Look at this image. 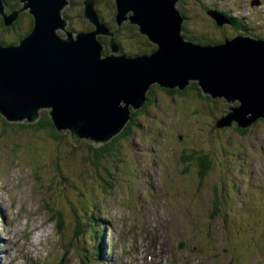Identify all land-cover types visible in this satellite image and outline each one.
<instances>
[{"label": "rangeland", "instance_id": "374dc122", "mask_svg": "<svg viewBox=\"0 0 264 264\" xmlns=\"http://www.w3.org/2000/svg\"><path fill=\"white\" fill-rule=\"evenodd\" d=\"M82 1L83 0H69V4H67L66 7L63 9L62 15L65 18H68V20H65L67 21L64 27L65 31L68 30L70 32L78 33L81 31L93 30V26H91V24L87 20H85L84 17H80L82 15V11L84 10V5L82 4ZM97 1L98 2L96 9L98 11V14H100V12L104 13L102 17L100 14V17L105 21V23L108 24V27L110 26L112 28H115L112 29L113 33H115V37L119 41L121 39V41H123V44H126V48L123 49L125 52L124 54L135 52H150L157 45V43L153 44V42L155 41H153L149 36L142 34L140 32V29L136 25L131 23V21L123 24L121 27L118 26L119 28H121V31L117 32V29L119 28L115 23L116 12L114 6L112 5L114 4V0ZM210 1L212 3L214 1L215 2L213 4H210ZM251 1L253 2L256 0H250V3ZM18 2L19 0H13L10 2V5H15L16 7V4H18ZM216 3H218L219 6L222 7L221 9H224V11L230 12L234 10L233 12H231L233 14L238 13L239 11H243L244 13L248 14L249 21L252 22V26L254 29L257 26L261 25V14H263L264 18V9L258 8L259 5H254L253 7H250L248 5L249 0H202V2L201 0H181L177 7H179L180 10H183L182 12L185 17H188V15L191 17L185 22L184 34L186 33L185 29H188L190 35H193L194 37H202V39H205L206 42L209 41V43H218L222 42L226 38H232V36L235 35L237 31H235L234 28L231 27L224 28V26H216L214 20L210 18L209 14L206 12V10H208L206 7H209L212 10L217 9ZM19 4L21 5L23 4V2H19ZM79 4L82 5L83 10L82 7L80 9ZM7 11L8 10L6 9L5 12ZM22 13L24 14L23 19L19 22V26L15 30L16 35L9 34L10 37H8L4 34L2 29H0V38H8L7 41H14L16 42L15 44L19 43L17 36H22L25 26L30 24L31 27V24L34 25L33 18H28L27 16H25L27 12L24 13L23 11ZM257 30H260V32H257ZM94 33H97L96 39L99 38L102 42H112L113 38L108 32H105L104 30L99 31L95 29ZM251 33L257 35L258 37H264V23L258 29L253 30ZM109 52H111L109 55L113 53L112 51H108V53ZM114 54L116 56L121 55L120 52ZM151 90H154V92L158 91V93L154 95L155 104L147 108L145 113L133 118L135 119L133 123L129 122L128 125H126L124 130L126 128H131L132 135L130 137L116 142V149L120 150V152L122 153V155L120 156V161H123L122 169L132 172V169L130 167V165H132L136 173L138 174L137 178L135 179V181H137L138 183L137 192L142 190V188L147 184L148 179H146V173L148 174L150 170L158 169L162 161L161 154H159L158 151H153L155 148L154 144L148 143L147 146H143V144H145L144 141L146 137L152 132L151 127L149 125L151 124L152 126H154L155 124H159V128L163 127V130L165 128L168 130V134L165 136L164 140L170 141V150L167 152V154H170L169 166L172 167L173 170H175L176 172L179 171L182 166H175V160L179 159L182 161V153L185 152L184 148L194 145V142H196V145L193 146L194 148L205 150L208 153H213V150H220L222 152L220 158L227 160L229 158L230 162L233 159L238 158V160L233 163L232 169L228 172L233 175L226 174L227 178L222 181V184L218 180L220 174L216 169H213V171H211L209 175L204 178L202 183H200L201 185H199L200 176L196 172L197 169L195 167H187L184 175L181 174L180 177L183 183L187 181L189 185L194 188V198L198 203H200L201 201L205 205L211 204L213 207V201L215 199L213 192L214 187L217 186V184L219 185L218 189H221V186L229 187L228 195H232L234 201L227 197L228 195L224 196V210L222 213L219 212L218 214H216L217 216L214 218V227L217 232H223L226 223L229 220L230 225L242 223L241 227L244 228H246L249 224L254 223H256L259 227L264 226V222L259 220V218L262 217L254 216L250 218L249 215L245 214V212L241 210L244 209L241 208V206L245 202L251 203L255 197L256 191L254 188V183L257 181L255 179V168L257 167V165H263L264 163V119L259 118L254 124L247 126V128L250 129V133L246 136H241V134L236 133L234 129L227 130L229 126L218 128L224 129L221 131L222 139L217 140V131H207V128L202 129L200 125H195L197 124L196 120L198 121L199 119L202 121L204 120L203 118L196 116L197 119L191 121V119L194 118L191 114L193 113V106L190 103L191 100H194L197 106H201V103L207 105L209 103H212L213 101L212 98H209L210 96L207 97L204 93H202V95L207 98H200L198 96H195L198 94H196L194 90L190 89L187 90L188 92L186 91L185 95L182 97V101H179V106H177L178 101L173 102V99L166 95L165 91H156L154 85L151 87ZM160 100L161 102L159 103ZM216 100L220 103L218 110H216L217 113H219L220 107L223 108L224 111H228L229 114L232 113V110L228 108H230V106L232 108L233 104L228 103L224 98H217ZM181 114L183 115V120H180L178 117H181ZM42 117L43 116L41 115L39 120ZM188 119L192 123H189ZM209 121H212V119L210 118ZM4 123L8 125L7 128L5 127ZM37 123L38 122H35L34 124ZM232 123L236 124L235 121H231L230 125ZM27 124H30L31 126H28ZM34 124H31L30 122H12L9 121L2 114H0V184L6 185L5 187L0 188V191H3L4 189H9L11 187L14 189L13 191L15 192V198H12L14 202H16L17 204L23 202L28 207L34 206L38 209L36 219L37 221L35 222L36 224H33L28 229V231L34 233L37 230L36 226H41L42 229L49 234L50 239L57 238L58 241V239L62 238L66 240L68 243V247H66V251L63 254V263L64 259H67L70 264H93V261H91V253L94 256L96 254H99V256H95L99 264H142L143 262L145 263L149 259L151 251H153L150 249V247L155 242V240L152 238L153 236L147 238V235H149V230L152 228V226L160 221L159 212L155 207L150 210L147 217H137L138 219H136L135 221L130 219L129 213H123L122 210H118L122 234L121 240H119L118 237H115L114 242L118 244L119 241H121V247L123 248V252L119 255L113 253L109 257H106V255L102 257V255L98 252V249H96L97 247L100 248V244L102 243L101 240L103 238L102 235L105 230L106 232H108L109 228L105 225H101L99 222L93 221L94 219H92V217L96 218V216H94L93 213L89 212L88 210V208L91 207V205H88L90 203L89 199L83 200L81 202V206L76 209L80 212L78 215V218L80 220H77L76 222L64 221L65 224H63V226L58 225L63 221L59 216H57L56 214L54 215V213H51L50 211H46V204H44V200L47 198V195L52 192L51 184L48 182L51 180H57V182H59L62 178L61 175H63L64 177L67 176L66 172L63 173L65 166H61L58 160L61 155L60 150H63L65 152L69 150V152L67 153H72L74 150L72 146L81 145L80 148L82 150H85L87 153L93 154V151H91V149L85 142L82 143L83 141L80 142L78 145H75L70 141L73 145H71L70 142L68 145V139L61 133L57 132L59 137L62 136L64 139L59 140L58 138H55L51 135V129L37 128L36 126H34ZM179 124L181 125V127L176 129L177 125ZM177 132L181 134V136L177 135ZM153 136L156 139L161 140V137L164 136V132L158 131V133L153 134ZM179 138L181 139V141L179 140ZM234 140L240 142L241 146L243 147V150L237 149L239 151V154L236 152L235 146L233 147L231 143L227 146L229 141L231 142ZM192 141L193 143H191ZM141 147L143 148L141 151H139ZM227 149H230L231 154L227 151ZM75 154L76 155H72L71 157H69L70 164L66 167V170L70 173H73L72 164L79 161L78 154L81 155L80 151L78 150H76ZM228 154H230V157H227ZM108 157L112 158L109 153H106L104 155V158H101L99 161L107 159ZM114 160L109 159V162L105 163L104 165L110 166V170H117V173L114 175L113 178L115 181V191L123 196L125 194V191L123 189L121 190V187H117V174L120 169L117 167L118 163ZM247 161H250L251 164H248ZM241 162L243 167L246 169V172L247 170H249L248 174H244L245 176H243L242 174L240 175L236 169ZM140 163L142 164L141 166ZM242 165L240 164V167ZM86 166L87 164H83V167ZM102 166L103 165L100 163L99 167L100 171H102L100 177L101 180L99 178V175L94 172H98L99 169L95 165L90 167L89 170H92L93 175L90 178H84V188L87 192H90V200L93 203L98 201L96 205L103 204L101 202H103L104 200L105 202L108 201L109 205L111 206L114 205L115 202H119L120 196H114L110 189H108L109 187H106L104 182H101L102 179L105 180V170L102 168ZM57 168L59 169L57 170ZM185 177H187V179ZM155 179H157V177ZM118 181L120 184H122L119 179ZM74 182V177L70 175L66 192H64L63 195L59 196L60 203L64 204L70 217L72 215V210L69 206L70 200H77L80 198L78 194L72 192L75 185H73ZM166 186L176 191L173 185H169L166 183ZM59 194L60 192H58V195ZM223 195L224 194L221 193V199ZM103 196H105L104 199L99 200V198H102ZM50 203L52 204L53 202ZM228 204L232 206H229ZM8 205H11V212L14 214L12 204L8 202ZM71 206L76 207L77 203L75 206ZM82 206L84 209H82ZM92 210L96 211L94 209ZM188 210H190L189 206ZM159 211L167 218H174L175 223L177 224H181L180 219L184 220L185 222L188 221L187 216H181L185 214L182 213L181 206L174 203L172 199H169L167 197H164L163 203L161 204ZM131 213L133 214V216L136 215V213L133 211H131ZM20 215L22 216V212H20ZM88 218L89 222H87ZM82 222L84 223L83 226H87L86 232L90 230V233L91 231H93L95 234L94 238L96 241V248H91V245L89 243L88 252H86L85 247L81 250L82 243L85 237L82 233L83 229H81L80 231L78 230V228L79 223L80 225H82ZM104 222L109 225V222L105 217ZM3 223L5 222L3 221ZM183 225L185 226V223ZM237 229L239 230L240 227H238ZM114 230L116 232L117 229L114 227ZM132 239H137L138 244L136 246L132 245ZM228 240H230L229 237ZM163 244L164 243H161V239H158V245L155 247V251L158 252V254L155 259H164L168 261L170 255L172 253H175V250L178 247V243L176 239H174L171 242L170 247ZM199 245L200 243L198 242L197 246ZM2 246H5V244L3 240L2 225H0V247ZM193 248L194 245L191 244L189 246L188 251L184 252V254L186 256H190L192 254ZM0 255L1 258H4V254L1 250ZM204 255L209 259L212 258L214 261H218V259L214 257V252L211 253V256L208 253ZM241 255H243L242 251ZM259 255H264V253ZM259 255H256L257 258H260ZM223 258L229 260V258H227L226 256ZM262 259L264 258L262 257ZM177 261H179V258H177ZM0 264H5V262L2 263L1 259ZM53 264H57V262H54Z\"/></svg>", "mask_w": 264, "mask_h": 264}, {"label": "water", "instance_id": "95a60500", "mask_svg": "<svg viewBox=\"0 0 264 264\" xmlns=\"http://www.w3.org/2000/svg\"><path fill=\"white\" fill-rule=\"evenodd\" d=\"M117 1L127 19L157 43L148 55L116 56L119 47L112 41L113 53L103 56L97 33L65 31L61 12L68 0H19L21 8L7 12L0 0L6 26L26 8L35 16L27 38L11 46L0 44V113L9 121L28 123L47 109L55 128L72 143L101 145L124 130L154 84L183 90L196 81L205 95L241 104L228 108L232 113L220 119L218 128L231 121L247 128L264 119V42L237 38L199 47L180 38L178 0ZM94 7L85 0V17L101 30L99 21L92 20ZM124 14L117 15L119 25ZM25 206L13 205L17 222Z\"/></svg>", "mask_w": 264, "mask_h": 264}, {"label": "trees", "instance_id": "16d2710c", "mask_svg": "<svg viewBox=\"0 0 264 264\" xmlns=\"http://www.w3.org/2000/svg\"><path fill=\"white\" fill-rule=\"evenodd\" d=\"M5 2V4L7 5H10V2L13 1V0H3ZM17 2V1H16ZM202 2V0H201ZM16 8L17 9H20L21 8V5L19 4H16ZM115 8V12H116V5H115V1H114V4H112ZM80 6V9L82 7L81 4H79ZM208 10H212L210 9L209 7H206ZM82 10H83V7H82ZM99 10V9H98ZM219 14L223 15L225 18H227L229 21H230V27H234L235 30H237V33H241L242 35H249L251 37H256V38H259L257 37L255 34H252L251 32L253 31V29H251L249 26H243L242 24V21H240V19L238 17H233L231 14H229L230 12L226 11V13L224 12H218ZM101 14V17L104 15L103 12H100ZM188 15V14H187ZM80 17H83V11H82V15ZM186 21L188 19H190L191 17L188 15V17L186 16ZM3 20V18H2ZM19 26V23L17 22L16 24H14V26H6L5 23H4V20H3V23H2V28L0 27V29H2V31L4 32V34L8 37H10L9 34H15L16 35V28ZM184 26H185V23H184ZM184 26H183V29H184ZM33 30V27H31V29H29L27 32H25L24 34H22V36H17V39L20 40V37H24L26 35H29ZM186 31V36L189 40H194L197 44H205L206 43L208 44V42L205 41V39H202V37H194L193 35H190V32L188 31V29H185ZM257 32H260V30H257ZM261 38H264V37H260L259 39ZM7 39H2L0 38V44L1 45H11V44H14L16 42H11L10 40L7 41ZM104 41V40H103ZM106 42V41H104ZM106 45V43H104ZM120 44H121V47L123 49L126 48V44H123V41H121L120 39ZM218 44L217 42H210L209 45H216ZM196 85H195V84ZM190 82L186 87H184L183 90H181L180 88H174V89H169V88H164L162 87L161 85L159 84H154L155 86V90H162V91H165L166 95H168L169 97H171L173 99V102H177V106H179V101H182V97L185 95L186 91L187 90H194V92L198 95H195V96H198V97H204L203 99H206L207 97L203 96L202 93V89L201 87L199 86L198 82ZM192 85V86H191ZM188 92V91H187ZM158 93L157 92H154V90H151V92L148 94V102L146 103V105L144 106V108H142L141 110L137 111V112H134L133 111V117H137L138 115L140 114H143L146 112V109L153 106L155 104V98H154V95ZM209 98H212V97H209ZM160 99V98H159ZM207 100H210V99H207ZM212 103H209L207 105H204L201 103V106H197L196 102H194V100L192 101L191 100V105L193 106V113H191L193 115V119H191V121H194L196 118V116L200 117V118H203L204 120H199L198 121L196 120L197 124L195 125H200L201 128H207V131L211 130V131H217V140L218 139H222L221 137V131L224 129H218V124H219V121L222 117H224L225 115L229 114L228 111H224L223 108L220 107V110H219V113H217L216 110H218V107L220 106V103L219 101H217L216 99H213L212 98ZM215 100V101H214ZM161 102V100L159 101V103ZM197 106V107H196ZM236 107H238V105L236 104ZM41 115L43 116L39 122L37 124H34V126H36L37 128H49L51 129L50 131L52 132L51 135L54 136L55 138H58L59 140H62L64 139L62 136L59 137L58 135V130L55 128V126L53 125V122L50 118V114L48 115V111H43L41 112ZM180 117V116H179ZM181 117L183 118V115L181 114ZM212 119V121H209V119ZM189 123H192L189 119H188ZM133 123V121H132ZM5 124V127L7 128L8 125L6 123ZM28 126H31L30 124H27ZM131 125V124H130ZM129 125V126H130ZM49 126V127H48ZM128 126V127H129ZM230 129H234V131L236 133H239L241 134V136H246L247 134L250 133V129L249 128H240L238 126H236V124L232 123L231 125H229V127L227 128V130H230ZM226 131V130H225ZM132 135V131H131V128H126L120 135H118L117 137H115L112 141L108 142V143H105V144H101V145H94L93 143L89 142V141H83L82 143H86L89 148L91 149V151H93V154L91 153H87L85 150H82L80 147L81 145L79 146H72L73 147V152L72 153H67L69 152V150H67L66 152L63 151V150H60L61 151V155L60 157L58 158L59 162H60V165L61 166H65V169L63 171L67 173V176L64 177L63 175H61L65 180L69 181L70 179V175H72L74 177L75 180H81L84 178H90L92 175H93V172L92 170H89L91 166L95 165L99 171H94L97 175H99V178L101 177V174H102V171H100V163L103 165L102 168L105 170V174H104V179H102L101 182H104L105 186L109 187V188H112L113 187V184H115V181H114V175L117 173V170L115 171L114 169L113 170H110V166H106L104 165L105 163H108L109 159L111 160H115L118 165L117 167L119 169H121V165H122V162L123 161H120V156L122 155V153L120 152V150L116 149V142L120 141V140H124V139H127L128 137H130ZM216 139H212V140H216ZM181 140V139H180ZM185 141V140H184ZM69 142L70 140L67 141V144L69 145ZM71 143V142H70ZM90 143V144H89ZM185 143V142H184ZM193 143V141L191 142ZM231 143V145H233V147L235 146L236 149L238 150H243V147L241 146V143L238 142L237 140L235 141H229L227 146ZM71 145H73L71 143ZM194 145H196V142H194ZM194 145H191V146H188V147H185L184 150L185 152L182 153L183 155V158H182V162L184 164H187L188 167L190 168H193L195 167L197 169V173L198 175L200 176V181L202 182V180H204V178H206L209 173L211 171H213V169H216L218 171V173L220 174L219 175V182L222 184V181H224L226 178H227V175L226 174H230L228 173L231 169H232V166H233V163L234 162V159L230 162V159L228 158L229 160V163H228V160L227 159H222L220 158L221 155H222V152L219 150H213V153H208L206 152L205 150H202V149H198V148H194L193 146ZM76 150L80 151L81 155H79V161L78 162H75L73 163V173H70L66 170V167L70 164V161H69V157H71L72 155H76L75 152ZM106 153H109L112 158L108 157L107 159H103L102 161H99L101 158H104V155ZM229 153L231 154V151L229 149ZM230 154L227 155V157L229 156L230 157ZM124 160V159H123ZM120 161V162H119ZM83 164H87L86 167H83ZM93 164V165H92ZM59 168H57L58 170ZM62 172V171H61ZM119 173V171H118ZM222 175V176H221ZM230 175H233V174H230ZM118 176V174H117ZM83 177V178H82ZM101 180V178H100ZM50 182H52L53 184L51 185L52 187V192L54 190L53 193L50 192L49 195H47V198H46V202H47V207L48 209L50 210L51 213H54V215L56 214L57 216H59L63 221L61 223H59L58 225H62L65 224L64 221H66V219L68 220V218L70 217L69 216V213L67 211V209L65 208L64 204H61L60 203V198L59 196H57V194L55 193L57 187L55 185V181L54 180H51ZM49 183V182H48ZM215 185V184H214ZM221 186V185H220ZM219 188V185L217 184V186L214 187V201H213V205H214V208L216 210V212L214 214H218L219 212H223L224 210V206H223V198L224 196H227L228 195V190H229V187H226V186H221V189H218ZM58 190V189H57ZM221 193H223V197L221 199ZM227 197H229L230 199L233 200V197L232 195H228ZM48 198H51L52 200V204L50 203V201H47ZM234 201V200H233ZM229 205V204H228ZM229 206H232V205H229ZM63 217V218H62ZM78 230L81 231V228L79 226ZM83 232H84V229H83Z\"/></svg>", "mask_w": 264, "mask_h": 264}, {"label": "bare ground", "instance_id": "6f19581e", "mask_svg": "<svg viewBox=\"0 0 264 264\" xmlns=\"http://www.w3.org/2000/svg\"><path fill=\"white\" fill-rule=\"evenodd\" d=\"M91 2H93V4L95 5V7H94V9H95V14H96V16H93V18H92V20L94 21V22H97V21H99V24L101 25V30H104L105 32L107 31L110 35H111V37L113 38L112 39V41H113V43L115 44V42L116 43H119L120 44V41L115 37V33H113V30L112 29H115V28H112V27H108V24L107 23H105V21L100 17V14H98V11H97V9H96V6H97V0H90ZM115 1V5H116V15H115V23H116V25H117V27L119 26V27H121L123 24H125V23H127V22H129L130 20H128L127 19V17L125 16V14H124V12H123V10H122V8L120 7V5H119V3H118V1L117 0H114ZM180 1L181 0H178V2H177V4H176V13H178L179 15H180V38H181V40L183 41V42H186V43H189V44H192V45H196V46H199V47H203V48H208V47H214V46H219V45H224L225 43H227L228 41H233V40H235V39H237V38H253V39H256V40H259V41H262V42H264V39L263 38H261V39H259V38H256V37H251V36H247V35H242L241 33H236L235 35H233L232 36V38H226V39H224L222 42H218V44H216V45H209V44H207V45H205V44H203V45H201V44H197L194 40L192 41V40H189L186 36H185V34H184V29H183V26H184V23L186 22V18H185V16H184V14H183V10H180L179 9V7H177V5L180 3ZM229 3V2H228ZM67 4H69V0H68V2H67ZM82 4L84 5V10H83V17H84V19L85 20H87L90 24H91V26H93V30H91V31H81V32H78V33H94L95 32V29H97V30H99V28L94 24V23H92L88 18H86L85 17V0H83L82 1ZM183 6V5H182ZM216 7H217V9H215L214 11H210V10H206V12L209 14V17L210 18H212L213 20H214V22H215V24H216V26H218V27H223L224 26V28H226V27H229L230 28V21L227 19V18H225L223 15H221V14H219L218 12H224V13H226L225 11H224V9H221L220 7H218V5H216ZM13 8H15V5L14 6H11V5H7L6 4V9L9 11V10H11V9H13ZM24 11V13L25 12H27V14L30 16V17H32L33 18V20L35 19V16H33L32 14H29V8H26V9H24V10H21V11H19V16H18V18H17V20H16V22H18L19 21V19L21 18V15H24L22 12ZM63 11V10H62ZM120 13H123L124 14V18H125V20L122 22V24L121 25H119V23H118V21H117V15H119ZM61 18H62V20L65 22V24L67 23V21H65V20H68V18H65L63 15H62V12H61ZM179 20H177V26L179 25ZM241 21V20H240ZM132 23V22H131ZM242 24H243V26H248L244 21H242ZM31 27H33V30H32V32L34 31V25H32L31 24ZM31 27L29 28V29H31ZM118 27V28H119ZM231 28H234V27H231ZM227 30V29H226ZM233 30V29H232ZM235 30V29H234ZM68 31V30H67ZM100 31V30H99ZM121 31V28H119V29H117V32H120ZM235 31H237V30H235ZM31 32V33H32ZM68 32H70V31H68ZM140 32H141V30H140ZM139 32V33H140ZM30 33V34H31ZM142 33V32H141ZM140 33V34H141ZM143 34V33H142ZM141 34V35H142ZM257 36V35H256ZM258 37V36H257ZM154 41V40H153ZM106 42H109V41H106ZM154 43H156V42H153V44ZM108 51H112L110 48H109V46L107 47V46H105V45H103V51H102V54H103V56H108L111 52H109L108 53ZM118 52V51H117ZM106 53V54H105ZM145 53H148V52H145ZM192 82V81H191ZM193 82H196V81H193ZM207 96V95H206ZM239 103V101H235V102H233V103H231V104H233V106H236V104H238ZM239 106H240V103L238 104ZM238 106V107H239ZM231 107V106H230ZM42 111H46L47 109H41ZM40 110V115H39V118H40V116H41V111ZM48 111V115H49V110H47ZM1 114V113H0ZM39 118L37 119V120H35L34 122H30L31 124H34L35 122H39ZM237 125V124H236ZM0 248H2V250H3V256H4V258H2V263H4L5 262V258H6V247L5 246H2V247H0Z\"/></svg>", "mask_w": 264, "mask_h": 264}, {"label": "flooded vegetation", "instance_id": "af4514ba", "mask_svg": "<svg viewBox=\"0 0 264 264\" xmlns=\"http://www.w3.org/2000/svg\"><path fill=\"white\" fill-rule=\"evenodd\" d=\"M25 16H27L28 18H30V16L28 14H26ZM23 19V15H21V18L19 19L18 23ZM2 23H3V20H2V17H0V27L2 28ZM17 23V22H16ZM15 23V24H16ZM14 26V25H13Z\"/></svg>", "mask_w": 264, "mask_h": 264}, {"label": "clouds", "instance_id": "9594fccd", "mask_svg": "<svg viewBox=\"0 0 264 264\" xmlns=\"http://www.w3.org/2000/svg\"><path fill=\"white\" fill-rule=\"evenodd\" d=\"M0 16H1V14H0ZM2 17V16H1ZM16 23V21L14 22V24ZM12 26V25H11ZM15 44V43H14Z\"/></svg>", "mask_w": 264, "mask_h": 264}]
</instances>
